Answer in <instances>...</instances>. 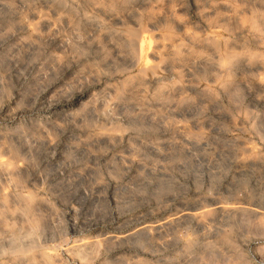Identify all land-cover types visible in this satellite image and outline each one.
<instances>
[{
	"label": "rangeland",
	"instance_id": "rangeland-1",
	"mask_svg": "<svg viewBox=\"0 0 264 264\" xmlns=\"http://www.w3.org/2000/svg\"><path fill=\"white\" fill-rule=\"evenodd\" d=\"M0 264H264V0H0Z\"/></svg>",
	"mask_w": 264,
	"mask_h": 264
},
{
	"label": "bare ground",
	"instance_id": "bare-ground-1",
	"mask_svg": "<svg viewBox=\"0 0 264 264\" xmlns=\"http://www.w3.org/2000/svg\"><path fill=\"white\" fill-rule=\"evenodd\" d=\"M187 214H188V213H187ZM187 214H186V215H187ZM154 228H155V227H154Z\"/></svg>",
	"mask_w": 264,
	"mask_h": 264
}]
</instances>
